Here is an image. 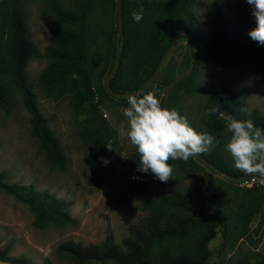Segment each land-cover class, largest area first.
Instances as JSON below:
<instances>
[{"label":"trees","instance_id":"obj_1","mask_svg":"<svg viewBox=\"0 0 264 264\" xmlns=\"http://www.w3.org/2000/svg\"><path fill=\"white\" fill-rule=\"evenodd\" d=\"M31 1L0 0V109L11 113L14 95L18 92L31 115L32 134L39 141L41 150L51 166L63 170L67 164L64 148L48 119L41 113L29 83L28 66L39 57L28 27ZM43 2V14L49 19L52 32L50 45L45 51L48 64L40 79L42 90L46 98H70L74 112L84 116L81 140L91 146L89 184L92 186L106 181L118 146L116 131L96 103L94 76L99 69L108 76L112 74L118 47L121 61L111 86L117 93H132L140 90L154 76L179 33H185L188 45L189 37H192L194 70L175 84L168 108L176 109L179 99L194 93L195 76L202 63L216 69L248 68L254 77L264 78V46L248 36L256 24L252 7L246 0H238L235 20L228 18L221 4L210 3V30L206 34L197 26L194 13L197 0H122L123 32L119 46L118 0ZM141 7L144 9L143 19L137 23L131 12ZM179 42L180 39L176 47ZM170 57L164 62L158 78L144 93L150 92L155 84L167 90L180 75H176L170 66ZM190 63L188 50L184 72ZM203 93L207 97L206 114L207 109L219 105L221 112L239 120L250 119L264 129V111L247 112L239 93L225 78H218L215 86ZM201 131H207L220 141L214 151L202 157L232 177H246L243 172L230 169L224 159L227 127L219 112L207 115ZM138 162L139 156L135 159L136 169ZM138 174L140 179L132 192L143 195L142 206L147 214L130 226L129 235L122 244H116L111 238L89 247L71 243L61 247L64 253L79 264H210V243L219 232H222L224 240L222 251H226L233 246V239H241L251 233V224L256 218V233L264 228L263 187L232 186L233 203H236V208H233L219 200L214 181L210 180L206 191L211 205L195 207L188 196L170 191L169 180L161 182L150 173ZM230 184L233 185L232 180ZM0 190L32 210L38 229L75 223L65 201L49 191H41L32 184H8L3 173H0ZM6 259L0 254V260ZM258 263L264 264V258Z\"/></svg>","mask_w":264,"mask_h":264},{"label":"rangeland","instance_id":"obj_2","mask_svg":"<svg viewBox=\"0 0 264 264\" xmlns=\"http://www.w3.org/2000/svg\"><path fill=\"white\" fill-rule=\"evenodd\" d=\"M212 2L221 4L230 20H235L238 14V0H197L194 13L203 34L210 30L208 5ZM43 8V0H32L28 11L30 37L39 52V57L28 66L29 83L41 113L48 119L64 148L67 164L63 170L50 165L39 141L32 134L31 115L17 92L12 112L7 114L0 109V173L4 174L8 184H32L63 199L75 223L38 229L32 210L0 190V254L7 257L0 260V264H79L61 247L71 243L89 247L109 238L121 245L129 235L130 226L147 214L142 206L143 195L132 192L139 181L133 179L139 177L135 165L138 154L125 134L127 120L123 116V108L127 107V98L109 93L106 88L108 74L99 69L94 76L96 103L116 131L118 146L111 159L108 177L99 186L89 184L91 146L81 140L84 116L74 112L70 98L53 100L44 96L40 79L48 64L45 51L50 45L52 28ZM188 50V37L183 34L170 57V66L176 75L185 70ZM221 77L237 90L247 112L264 111V78L254 77L248 68L216 69L202 63L195 76L194 93L182 97L176 104L178 112L197 131L204 128L207 120V97L203 91L213 88ZM150 92L160 99L163 106L166 88L155 84ZM229 136L227 131V140ZM124 154L127 159L121 157ZM224 159L230 169L241 172L235 169L234 161L226 150ZM169 163L173 167V178L169 179L171 192L188 196L195 207L210 206L206 190L209 181L213 180L219 200L236 208L231 190L232 186L241 188L237 182L231 185L227 177L214 173L197 157L187 162L170 160ZM257 226L258 218L251 224V233L247 237L233 239V246L226 251H222L224 240L222 232H219L210 243V264H259L258 261L264 258V228L256 233Z\"/></svg>","mask_w":264,"mask_h":264},{"label":"clouds","instance_id":"obj_3","mask_svg":"<svg viewBox=\"0 0 264 264\" xmlns=\"http://www.w3.org/2000/svg\"><path fill=\"white\" fill-rule=\"evenodd\" d=\"M246 2L252 7L256 23L248 36L264 46V0ZM143 14L142 7L131 12L137 23L142 21ZM126 102L127 107L123 108L127 120L125 134L139 156L137 171L140 173H150L159 181L167 182L173 178L170 160L187 162L190 158L210 154L220 143L207 131L194 129L177 109L163 107L153 92L131 94ZM218 112L230 133L224 147L231 155L235 169L246 175L259 173L264 176V129L250 119L239 120L221 112L219 105L207 109V115ZM121 157L128 158L126 154ZM104 163L108 161L105 159ZM133 179L139 180L140 177Z\"/></svg>","mask_w":264,"mask_h":264},{"label":"water","instance_id":"obj_4","mask_svg":"<svg viewBox=\"0 0 264 264\" xmlns=\"http://www.w3.org/2000/svg\"><path fill=\"white\" fill-rule=\"evenodd\" d=\"M121 5H122V0H118V12H117V16H118V26H119V33H118V38H117V45L119 46V43H120V39H121V36H122V32H123V24H122V16H121ZM185 34L183 32L179 33L176 38L174 39V41L172 42L168 52L166 53V55L161 59L157 69H156V72L154 74V76L138 91L136 92H132V93H117L115 91H113L112 89V86H111V80L115 77L118 69H119V66H120V61H121V54H120V49L118 47L117 49V57H116V61H115V65H114V68L112 70V74L107 77L106 79V88L107 90L109 91V93L115 97H125L127 98L129 95L131 94H136L138 92H145L151 85L152 83L158 78L159 74H160V71L163 67V64L164 62L166 61V59L168 57H170V55L172 54V52L174 51L176 45H177V42L178 40L180 39V37ZM190 39V44H189V55L191 57V63H190V67L187 71H185L184 73L178 75L172 82L171 84L168 86L167 90H166V95H165V98H164V102H163V107H167V104H168V100L171 96V92H172V89L173 87L175 86L176 83H178L179 81H181L182 79L186 78L188 75H190L193 70H194V67H195V54H194V51L192 49V46H193V39L192 37H189ZM168 108V107H167ZM198 160L203 163L205 166H207L208 168H210L211 170L227 177L228 179L232 180L233 182H240L242 180H246L248 178H250L252 175H247L246 177H243V178H235V177H232L231 175L227 174L226 172L218 169V168H215L213 165H211L209 162H207L202 156H197Z\"/></svg>","mask_w":264,"mask_h":264},{"label":"built area","instance_id":"obj_5","mask_svg":"<svg viewBox=\"0 0 264 264\" xmlns=\"http://www.w3.org/2000/svg\"><path fill=\"white\" fill-rule=\"evenodd\" d=\"M241 188H253L263 187L264 188V176L259 173L253 174L250 178L237 182Z\"/></svg>","mask_w":264,"mask_h":264}]
</instances>
